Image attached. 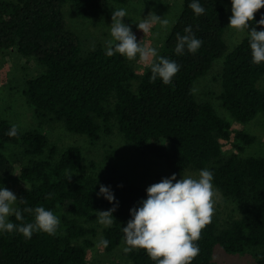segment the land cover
Returning <instances> with one entry per match:
<instances>
[{
    "label": "trees",
    "instance_id": "obj_1",
    "mask_svg": "<svg viewBox=\"0 0 264 264\" xmlns=\"http://www.w3.org/2000/svg\"><path fill=\"white\" fill-rule=\"evenodd\" d=\"M125 4L128 0H113ZM183 0V8L169 31L160 56L181 66L170 85L161 79L150 82L151 70L138 74L126 57L106 55L101 46L84 54L77 33L68 28L63 7L71 3L78 16L94 18L109 8L110 0H11L0 2V60L4 51L17 48L45 67L44 73L27 81L25 95L39 121H56L76 135L97 143L118 128L125 141L142 154L162 160L175 175L187 170H210L213 184L242 211L225 226L216 220L203 230L199 255L192 264H213L216 250L235 255L252 249L256 264H264V157L244 154L257 140L245 132L240 154L225 156L223 140L231 136V123L211 103L195 95L197 80L215 62L226 57L222 72L221 101L238 121L248 123L264 115V62H252L247 37L229 52L225 40L226 7L222 0H199L205 13L197 16ZM264 9L255 16L258 22ZM192 27L203 41L196 53L185 48L175 52L176 35ZM250 27L257 31L253 22ZM13 124L0 116V186L15 172V165L2 150L23 145L27 162L22 168L26 184L20 189L17 207L43 206L60 219L55 235L34 232L31 239L13 231H0V264H88V250L96 237V212L116 207L114 222L104 229L113 252L122 243L123 223L132 219L131 209L147 199L148 186L119 175L115 167L97 172L79 145L60 147L38 127L7 135ZM108 187L117 203L100 195ZM52 194L50 199L46 197ZM118 204V206H117ZM24 222L34 216L24 214ZM15 224V217H10ZM89 225V226H87ZM249 252V251H248ZM127 256L133 264H155L141 249Z\"/></svg>",
    "mask_w": 264,
    "mask_h": 264
},
{
    "label": "rangeland",
    "instance_id": "obj_2",
    "mask_svg": "<svg viewBox=\"0 0 264 264\" xmlns=\"http://www.w3.org/2000/svg\"><path fill=\"white\" fill-rule=\"evenodd\" d=\"M11 0H0L6 2ZM226 7L225 33L224 37L229 47V52L233 51L246 37L247 32H237L229 28L230 17L232 16L231 0H222ZM125 9L127 16L123 21L132 28L137 37V41L145 39L149 46L158 50L161 49L166 37L176 22L183 8V0H128L125 4L110 0L109 8L94 18H82L77 15L71 3L63 7L68 28L77 33L81 39L83 52H87L101 46L106 48V42L112 39L110 26L112 24V14L116 9ZM169 20L168 28L155 25L151 32L145 34L138 29V23L142 18H147L149 13ZM159 33V35H156ZM128 60V59H127ZM226 57L217 60L213 68L204 76L200 77L195 84V95L201 102L211 103L217 113L231 123V136L228 140H223V151L225 156L240 154L242 142L237 137L238 133L245 132L257 138L256 142L250 145L244 154L264 157V115L255 120L243 123L235 119L222 105V72ZM129 64L138 74H143L149 65H145L137 60L130 61ZM45 67L32 57H26L18 52L17 48H12L3 52L0 60V116L9 120L13 125H18L19 130L25 132L40 127L49 139L57 143L60 147L79 145L84 150V155L88 161H94L97 172L108 173L110 167H115L120 176L130 179L135 183L150 186L160 182L163 178H170L173 173L166 167L164 162L152 155L142 154L134 146L128 144L117 127L109 135H104L97 143H92L87 136L76 135L69 132L66 127L56 121H39L35 117L34 107L28 102L25 95L27 81L44 73ZM240 146V148H238ZM2 152L8 156L15 165L14 174L4 183V187L12 191L17 197L20 189L26 184L22 179V168L26 164V149L23 145H8ZM200 171L189 169L182 175H176L177 179L183 176L197 178ZM219 192V199L216 204L215 215L213 217L220 226H225L234 218L242 217V211L236 203ZM17 207V204L15 205ZM10 220V217H9ZM232 222V221H231ZM89 226V225H87ZM127 224L123 223V227ZM96 237L93 238L94 245L88 250V264H133L123 249L126 246L124 238L121 245L113 252H107L99 245L104 239V229L107 227L94 223ZM249 251V252H248ZM245 254L231 255L222 248L216 250L213 264H256L252 249Z\"/></svg>",
    "mask_w": 264,
    "mask_h": 264
},
{
    "label": "clouds",
    "instance_id": "obj_3",
    "mask_svg": "<svg viewBox=\"0 0 264 264\" xmlns=\"http://www.w3.org/2000/svg\"><path fill=\"white\" fill-rule=\"evenodd\" d=\"M231 4L229 28L237 32L249 29L252 62L257 65L264 62V30L257 31L256 27H250L255 22L257 27L264 28V17L258 22L255 21L256 14L264 9V0H231ZM189 7L197 16L205 13L199 0H192ZM126 16L127 11L123 8L113 11L110 26L112 39L106 42V55L111 57L119 54L130 61L139 58V62L150 66V82L159 78L165 85H170L181 66L173 60L159 56L158 50L149 46L145 39L138 42L132 28L123 22ZM169 23L167 18L151 12L137 25L146 37L155 25L159 24L166 29ZM184 33L176 35V54L183 55L185 48L190 53H196L203 41L196 38L191 26L186 27ZM7 135L17 138L19 126L12 125ZM213 180V173L202 169L197 178L189 175L177 179L173 174L170 178H163L150 185L146 189L147 199L142 200L139 207L131 209L132 219L122 228L126 245L124 253L141 249L155 264H192L200 252L198 241L202 238V232L212 223L215 215L219 192L214 187ZM100 195L110 203H117L114 194L106 186H100ZM51 196L49 193L46 199ZM18 201L27 204L26 199L18 200L12 191L0 186V231H16L28 239H31L34 232L55 235L60 219L53 211L46 210L43 206L34 209L25 207L21 210L15 206ZM115 211L116 207L96 212L98 223L111 226L116 222L113 216ZM25 213L34 216V222L25 223ZM12 216L21 223H12L9 220ZM100 245L107 248L109 241L101 239L98 246Z\"/></svg>",
    "mask_w": 264,
    "mask_h": 264
}]
</instances>
